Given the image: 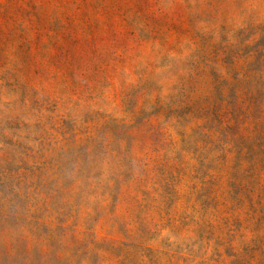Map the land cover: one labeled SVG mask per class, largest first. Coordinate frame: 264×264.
<instances>
[{
    "label": "rangeland",
    "instance_id": "1",
    "mask_svg": "<svg viewBox=\"0 0 264 264\" xmlns=\"http://www.w3.org/2000/svg\"><path fill=\"white\" fill-rule=\"evenodd\" d=\"M0 264H264V0H0Z\"/></svg>",
    "mask_w": 264,
    "mask_h": 264
}]
</instances>
